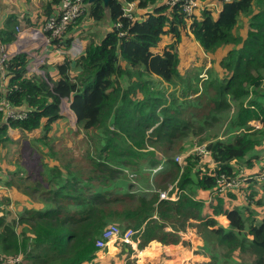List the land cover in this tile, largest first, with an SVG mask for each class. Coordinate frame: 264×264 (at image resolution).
<instances>
[{
    "label": "trees",
    "instance_id": "trees-1",
    "mask_svg": "<svg viewBox=\"0 0 264 264\" xmlns=\"http://www.w3.org/2000/svg\"><path fill=\"white\" fill-rule=\"evenodd\" d=\"M131 1L140 13L133 18L124 15V3ZM198 1L199 15L188 16L181 1L108 0L105 5L82 0L79 17L105 29L89 33L77 56L40 65L43 75L27 73L23 54L5 60L0 105L5 100L25 116L7 117L0 108V172L5 175L0 186L21 191L24 199L15 198L12 205L9 193H0V202L6 203L0 214L1 263L19 256L14 264H99L93 260L96 238L110 223L122 222L138 229L132 237L139 249L153 239L176 244L177 230L195 226L203 233L202 252L208 256L203 264H264V211L257 218L253 210L242 214L238 206L225 207L224 199L235 194L217 191L222 174L244 177L232 160L250 166L264 147V0H216V8ZM60 2L45 0L44 20L38 16L25 25L43 27ZM74 23L58 36L44 30L49 46L68 48ZM19 25L14 14L5 19L0 45L15 38ZM184 35L208 56L218 53V59L184 74L177 49ZM156 82L174 90L179 86V93H192V99L178 101L174 90L166 95ZM63 98L82 143L62 142L52 127L62 118ZM229 107L233 111L225 113L230 114L225 133L232 131L230 138L207 124ZM9 128L38 132L15 141ZM185 134L191 136L180 144ZM148 143L153 149L133 145L146 148ZM194 146H203L206 153ZM173 152L185 154V162L174 160ZM205 157L214 165L208 166ZM157 158L162 169L152 182L157 180L160 189L171 184L176 200L159 198L152 186L130 190L132 179L149 182ZM198 189L213 195L210 213L203 211ZM217 214L226 215V228L214 218Z\"/></svg>",
    "mask_w": 264,
    "mask_h": 264
},
{
    "label": "crops",
    "instance_id": "crops-1",
    "mask_svg": "<svg viewBox=\"0 0 264 264\" xmlns=\"http://www.w3.org/2000/svg\"><path fill=\"white\" fill-rule=\"evenodd\" d=\"M45 4V0H0V27L3 25V22L5 19L11 15L14 14L17 21L19 22V26L16 27V40H12L11 42L7 43L8 51L10 52V44H13V50L16 55L19 54L18 48L15 47L14 50V43L17 42V40L25 39V36H39L42 39V35L33 29V31H36V33L28 34L29 32H33L30 30L31 25H25V22H31L35 21L37 17L39 16L40 20H44L45 16L41 14L42 8ZM205 5L208 7H214L216 8L218 6L216 0H206ZM202 7V6H201ZM59 7H56L55 10H57ZM136 12V11H135ZM195 15H199V10L196 9L194 11ZM189 22L190 20L187 19V28H189ZM25 29H24V28ZM24 29V30H23ZM44 33V31H43ZM34 34V35H33ZM74 32L72 33V35ZM45 35V33H44ZM46 37V36H45ZM184 38V36H183ZM15 39V38H14ZM33 38L29 37L27 40L31 41ZM72 39H75L72 37ZM86 41V40H85ZM84 41V42H85ZM19 42L17 45L19 46ZM45 46V52L44 54L48 56L44 64L51 65L49 63L51 62H57L62 59L64 55H68L66 52H68L69 49L63 50V48L59 47H50ZM84 45V43H83ZM76 48L77 56L82 48ZM17 50V52H15ZM70 54V53H69ZM15 55V56H16ZM69 56V55H68ZM70 58H74L71 54L69 56ZM207 57H209L207 55ZM210 65L208 62L205 64V68ZM27 69V67H26ZM37 72L40 74V69ZM27 73L30 74L32 72H29L27 70ZM34 130V129H33ZM31 131L23 130V129H8V136L11 137L14 135L15 139H18L23 136V133H26L30 136L33 134L30 133ZM38 132V131H37ZM14 133V134H11ZM17 137V138H16ZM14 140V139H13ZM262 148V147H261ZM264 152V150H263ZM259 153V152H258ZM264 158V157H263ZM207 162L208 166H213L214 162L210 159V157H205L204 159ZM264 161V159H257V161L253 162L250 166L245 164L244 162H236L235 160H232V163H237L240 167V172L242 175L246 177L245 181L240 185L239 189L233 190L232 192L235 194L233 198L227 197L224 199V206L230 207V206H238L241 208V213L245 214L248 210H253L254 216L257 218H261L264 211V178H260V180H256L255 174L259 172L261 168V163ZM253 174L251 177H247V175ZM0 177L4 178L5 175L0 173ZM9 192L8 195L9 198H20L15 191L14 188H11L10 190L5 188L4 186H0V193L2 192ZM12 191H15L14 194ZM175 190H173L174 192ZM196 194L197 198H200L204 200V208L203 211L205 213H210V207L209 203L214 202L213 195L208 192V190H202L198 189ZM175 193V192H174ZM251 193V194H250ZM169 196H173L176 200L178 197V192L176 190V194H168ZM248 202V203H247ZM259 202V203H256ZM1 207V206H0ZM3 207L0 208L2 210ZM4 211V210H3ZM3 211H0V214H2ZM188 211V210H187ZM214 218L217 220L218 224H220L223 227H227L229 220L227 219L226 215L224 214H217L213 215ZM125 227V226H124ZM132 228V227H131ZM165 229H171L169 226H166ZM138 231V229H136ZM178 234L180 235V241L176 244H162L159 241L153 239L148 242V246H143L142 248H138L137 246L134 247L135 253L132 254V256L136 257L135 262L132 264H203V262H206L208 260V256L204 255L202 252V245H203V235L202 232L198 231V229L195 226H187L185 229L177 230ZM116 240H112V242H115ZM110 241L107 243V251L110 254H114V252H110ZM153 245V246H152ZM200 247V248H199ZM105 248V247H104ZM121 249V248H120ZM117 250V251H120ZM114 251V250H113ZM146 253L143 256L140 255V253ZM94 261L98 262L99 264H102L103 259H105V252L104 250L100 253H95ZM111 258L113 256H110Z\"/></svg>",
    "mask_w": 264,
    "mask_h": 264
},
{
    "label": "rangeland",
    "instance_id": "rangeland-1",
    "mask_svg": "<svg viewBox=\"0 0 264 264\" xmlns=\"http://www.w3.org/2000/svg\"><path fill=\"white\" fill-rule=\"evenodd\" d=\"M198 5H199V3H198ZM135 11L136 12L138 11L136 6H135ZM136 14H140V13H136ZM78 17L79 16H77L75 18V21H74L75 23L72 22V23H74V26L72 27V31H74L73 38H75V39L71 40V44L68 48L62 47L63 50H65V51H66V49H69L68 52H66V53L69 56L71 54L73 57H75V55L77 54L76 48L77 49L81 48L84 41L87 39L89 33L93 32L94 30H99V31L101 30L103 32V30L105 29L104 24L96 25L95 22H93V20L91 18H86L85 16H81L79 18ZM31 27H33V28H30V30L33 31V29H34V30L38 31L42 35V39L39 36H36V34L35 35L33 34L34 36H32V35L29 36V37L33 38L31 41H29V40H27V38H29V37L25 36V39H21L19 41L17 40V42L14 43V50H15V47L18 48L17 50L20 51L19 54L24 55L22 57L26 63V67H27V70L29 72L37 73V72H39L38 70L40 69V74L43 75V69L40 68V65L43 64L42 62L45 63L46 59L48 58V56L44 54L45 46H48L47 45L48 42L46 39L47 35L46 34L44 35L43 29L41 26L38 25V26H31ZM36 31H34V32L36 33ZM28 34H32V32H29ZM64 36H66V35L64 34ZM14 40H16V37H15V39H13V41ZM18 42L20 43L19 46L17 45ZM177 49L180 52L179 70L184 72V74H186L187 72L189 74H191V73L195 74V73L199 72V70H201L203 61H205L206 63L208 62L210 65H212L211 60L218 59V53L215 56V58L211 57V56L207 57V54L204 51H202V49L198 46V44L195 43L193 41V39H191L190 37H187L186 35H184L183 41L177 47ZM9 50H10L9 56L15 57L16 54L14 52H12L13 44H10ZM17 50L15 52H17ZM49 64H54V62H51ZM188 66H191L192 69H190V67H188ZM185 67H188V68L184 69ZM193 84H194V81H193ZM155 85H156V87H158L160 89L165 88V90H166L165 94L166 95H168L171 91L174 90L173 85H167L165 82H156ZM179 91H180L179 86H176V89L173 92V97H175L178 101H186V100H189L191 98L190 95H192V93H188L186 95H181L179 93ZM232 111H233V107H229L227 110H224V112L221 113V115H222L221 117H218V118L214 117L213 119H210V121L207 122V124H209V128H211L213 131H215L219 136L221 134L223 137L224 136L228 137V138L232 137V135H231L232 131L230 134L225 133V128H226V125L228 123V119H229V115H230V114H225V113L232 112ZM60 115L62 118L58 121V123L55 126H52L54 131L60 134L59 140H61L62 142L68 143V144L70 142L73 143L71 140H74L77 143H82V140L80 139L81 133H79V134L73 133V130H76L75 116H74L72 110H70L69 102L67 101L66 98H63L61 103H60ZM30 131H31L30 133L33 134L30 137L26 133H23V136L18 138V139H15L14 135H12L11 137H13V139L15 141H17V140L19 141V140H22L24 138H32L37 133L38 129H34V130H30ZM11 134H14V133H11ZM190 136L191 135H189V134L183 135L181 137L179 143L182 144V142L184 140L188 139V137H190ZM194 137L196 138V136H194ZM142 140H145V139H142ZM91 142L92 141H89V143H91ZM133 145H134V148H136L138 150H142V151L144 149H153V146L149 143L146 145V148L140 147L137 144H133ZM196 147H198V146H194V147H192V149H196ZM263 150H264V147H262V148L259 147L258 157L260 160L264 159L263 158L264 157ZM171 154H172V157L174 160H175L176 156H180L179 161H178L179 163L183 164L185 162V160H184L185 154H183L181 152H177V153L173 152ZM203 155L208 156V154H203ZM26 162H28V161H26ZM147 162L150 163L149 160H147ZM153 162H155L156 165L149 169V171H150L149 182L147 184H142L140 180L132 179L130 181V183H131L130 190L136 191L140 187H142V189H147L148 186H152L154 189L159 190V193L164 191L166 194H175L173 192L174 189L172 188L171 184H168L165 189H160V187L157 185V180L152 182V178L154 177V175L160 169H162V167H160V166H162V164L158 158L154 159ZM263 165H264V161L261 163V166H263ZM125 169L126 168H124V170ZM201 169H203V166H201ZM0 173H2V172H0ZM132 174H134V172L129 173L130 177L132 176ZM243 181H245V180H242V182ZM17 194H19L18 196L20 197V199H24V195H22L23 193L21 191L18 190ZM16 198H18V197H16ZM14 200H16V199L15 198L10 199V202L12 203V205H14V202H13ZM5 204H6L5 202H2V201L0 202L1 207H3ZM12 205H10V203H9L7 206L10 207ZM120 206H123V205L121 204ZM187 210H189V209L187 208ZM0 211H3V208ZM123 225H124V223L121 222L120 226L123 227ZM166 230H168V229H166ZM198 231H200V230H198ZM200 232H202V231H200ZM136 233H137V231L135 232L134 235H136ZM202 235H203V233H202ZM125 243L119 239H117L115 242H113L110 245V252H114L113 255L107 251V248H108L107 246L103 249H100V250L97 249L95 253H100L101 251L104 250V252H105V254H104L105 255V263H107V264H114V261L112 259H115L118 256H119L118 261H116L115 264H124V263H126V259H130L131 264L136 263L135 262L136 257L132 256V254L135 253L134 247L137 246V240H134L132 237L131 242H125ZM148 245L149 244L147 243L146 246H148ZM119 249H120V251H117ZM129 249H132V252L127 257L128 253L130 252ZM144 254H146V253H144V252L140 253V255H142V256ZM110 256H113V257L111 258ZM220 261L222 262V259ZM229 262H232V261H229ZM232 263H234V262H232ZM0 264H2L1 261H0Z\"/></svg>",
    "mask_w": 264,
    "mask_h": 264
},
{
    "label": "built area",
    "instance_id": "built-area-1",
    "mask_svg": "<svg viewBox=\"0 0 264 264\" xmlns=\"http://www.w3.org/2000/svg\"><path fill=\"white\" fill-rule=\"evenodd\" d=\"M182 4L183 10L188 16H192L194 11L201 6L200 1L198 0H165V3L175 4L180 2ZM199 3V5H198ZM83 11L82 0H61L57 12L52 13L48 18H46L44 25L42 27L44 30H49L52 36H58L64 32L68 25L75 21V18L79 16ZM135 14V3L125 2L124 3V15L129 18H133ZM190 20V19H189ZM47 42L48 38L46 37ZM8 46L0 45V74L1 68L5 60L9 58ZM0 108H2L6 116H25L24 112H15L10 105L5 101H1ZM196 150L201 153H206L203 146L196 147ZM180 156H176L175 160L179 161ZM264 178V165L261 166L258 173L255 174V177ZM246 177L241 179L236 178H227L223 174L217 178L218 182V192H224L226 190H237L242 183V180H245ZM176 194V191H174ZM159 198L162 199H174L173 196H169L164 191L159 193ZM136 232V229L131 227H121L118 223L112 222L107 227H105L100 236L95 240V246L100 250L107 246L108 241L111 240H121L123 242H131L132 236ZM19 260V256H14L8 258L5 261H2V264H14Z\"/></svg>",
    "mask_w": 264,
    "mask_h": 264
},
{
    "label": "water",
    "instance_id": "water-1",
    "mask_svg": "<svg viewBox=\"0 0 264 264\" xmlns=\"http://www.w3.org/2000/svg\"><path fill=\"white\" fill-rule=\"evenodd\" d=\"M89 1H94V0H89ZM101 1H103V3L106 5L107 4V2H108V0H101Z\"/></svg>",
    "mask_w": 264,
    "mask_h": 264
},
{
    "label": "bare ground",
    "instance_id": "bare-ground-1",
    "mask_svg": "<svg viewBox=\"0 0 264 264\" xmlns=\"http://www.w3.org/2000/svg\"><path fill=\"white\" fill-rule=\"evenodd\" d=\"M161 167V166H160ZM113 242H112V240L109 242V244L111 245Z\"/></svg>",
    "mask_w": 264,
    "mask_h": 264
},
{
    "label": "clouds",
    "instance_id": "clouds-1",
    "mask_svg": "<svg viewBox=\"0 0 264 264\" xmlns=\"http://www.w3.org/2000/svg\"><path fill=\"white\" fill-rule=\"evenodd\" d=\"M135 14H136V12H135ZM135 234V233H134ZM98 249V248H97Z\"/></svg>",
    "mask_w": 264,
    "mask_h": 264
}]
</instances>
